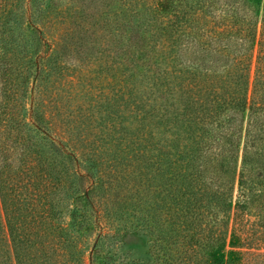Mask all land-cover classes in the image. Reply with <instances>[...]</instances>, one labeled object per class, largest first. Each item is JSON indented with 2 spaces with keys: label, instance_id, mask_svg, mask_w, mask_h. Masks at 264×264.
<instances>
[{
  "label": "trees",
  "instance_id": "trees-1",
  "mask_svg": "<svg viewBox=\"0 0 264 264\" xmlns=\"http://www.w3.org/2000/svg\"><path fill=\"white\" fill-rule=\"evenodd\" d=\"M155 1L142 25L164 34L146 114L161 132L132 155V198L146 204L145 182L150 201L135 222L154 238L153 264H244L256 244L245 229L264 218V1ZM12 4L0 5V264H82L74 233L89 225L93 188L77 184L93 175L77 170L100 160L54 138L33 107L43 43L29 7ZM62 194L73 235L54 224Z\"/></svg>",
  "mask_w": 264,
  "mask_h": 264
},
{
  "label": "rangeland",
  "instance_id": "rangeland-1",
  "mask_svg": "<svg viewBox=\"0 0 264 264\" xmlns=\"http://www.w3.org/2000/svg\"><path fill=\"white\" fill-rule=\"evenodd\" d=\"M12 1V6L19 4L16 9L21 15L23 7H29L25 17L32 19L43 43L40 56L45 59L39 62L33 81V107L48 120L54 138L67 141L77 155L94 150L100 160L90 172L83 162L77 170L81 175H93L77 184L83 191L93 188L89 225L74 233L82 264H153L154 238L135 222L138 209L150 203L147 183L140 193L146 204H141L132 198L137 180L133 185L135 180L127 177L135 175L132 155L138 147L147 146L152 131L157 139L161 132L153 130L146 110L154 96L150 88L153 64L148 61L155 54V42L156 56L161 54L157 49L163 37L158 35L164 33L155 31L158 23L142 25L150 4L156 1ZM22 37V42L27 38L34 42L32 34ZM165 62H161V70ZM140 108L145 111L137 110ZM58 203L60 215L54 224L73 235L67 215L69 201L62 194ZM129 212L136 218L128 216ZM245 230L256 244L245 250L244 264H264V218L251 217ZM51 259L54 264H71L60 254Z\"/></svg>",
  "mask_w": 264,
  "mask_h": 264
}]
</instances>
